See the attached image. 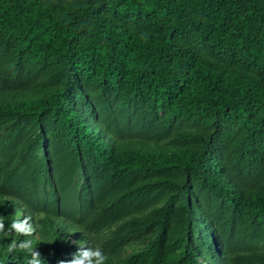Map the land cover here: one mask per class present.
<instances>
[{"label": "trees", "instance_id": "1", "mask_svg": "<svg viewBox=\"0 0 264 264\" xmlns=\"http://www.w3.org/2000/svg\"><path fill=\"white\" fill-rule=\"evenodd\" d=\"M0 222V264H264V0H0Z\"/></svg>", "mask_w": 264, "mask_h": 264}, {"label": "clouds", "instance_id": "2", "mask_svg": "<svg viewBox=\"0 0 264 264\" xmlns=\"http://www.w3.org/2000/svg\"><path fill=\"white\" fill-rule=\"evenodd\" d=\"M25 220L13 219L10 222L6 232H25V228H31L30 225H26ZM0 228H3V223L0 222ZM34 230V229H32ZM26 235H30V232H25ZM14 247L21 248L30 257L29 264H42V258L40 253L35 250V246L32 245L31 240L21 241ZM60 264H108V256L100 246L83 247L81 246L75 253H73L70 261H61Z\"/></svg>", "mask_w": 264, "mask_h": 264}]
</instances>
